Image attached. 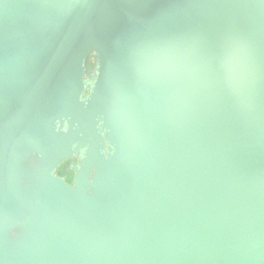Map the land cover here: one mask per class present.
Masks as SVG:
<instances>
[{
	"label": "water",
	"instance_id": "95a60500",
	"mask_svg": "<svg viewBox=\"0 0 264 264\" xmlns=\"http://www.w3.org/2000/svg\"><path fill=\"white\" fill-rule=\"evenodd\" d=\"M0 264H264V0H0Z\"/></svg>",
	"mask_w": 264,
	"mask_h": 264
}]
</instances>
